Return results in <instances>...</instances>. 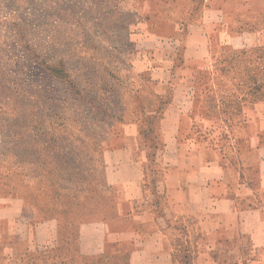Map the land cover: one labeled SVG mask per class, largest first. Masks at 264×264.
<instances>
[{
  "label": "rangeland",
  "instance_id": "374dc122",
  "mask_svg": "<svg viewBox=\"0 0 264 264\" xmlns=\"http://www.w3.org/2000/svg\"><path fill=\"white\" fill-rule=\"evenodd\" d=\"M259 100L264 0H0V264H129L89 241L116 216L117 108L211 148Z\"/></svg>",
  "mask_w": 264,
  "mask_h": 264
},
{
  "label": "crops",
  "instance_id": "0c3cea01",
  "mask_svg": "<svg viewBox=\"0 0 264 264\" xmlns=\"http://www.w3.org/2000/svg\"><path fill=\"white\" fill-rule=\"evenodd\" d=\"M177 79L170 75L164 83ZM181 86L166 89L168 97L186 93ZM121 111L117 149L107 157L116 216L95 223L93 252H123L129 264H236L240 252H264L263 100L249 109L241 138L225 137L211 148L162 120L146 136L148 119L122 120Z\"/></svg>",
  "mask_w": 264,
  "mask_h": 264
}]
</instances>
